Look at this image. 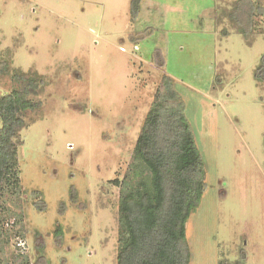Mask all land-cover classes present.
I'll list each match as a JSON object with an SVG mask.
<instances>
[{
	"label": "rangeland",
	"instance_id": "rangeland-1",
	"mask_svg": "<svg viewBox=\"0 0 264 264\" xmlns=\"http://www.w3.org/2000/svg\"><path fill=\"white\" fill-rule=\"evenodd\" d=\"M131 1L0 0V58L10 64L0 95L17 86L15 73L42 82L41 107L18 137L25 238L4 245L0 264H14L13 254L118 264L115 180L134 179L133 150L164 73L206 169L186 225L191 264L243 252L246 264H264V80L255 75L264 0H252L260 14L248 30L238 0H143L136 19Z\"/></svg>",
	"mask_w": 264,
	"mask_h": 264
},
{
	"label": "trees",
	"instance_id": "trees-1",
	"mask_svg": "<svg viewBox=\"0 0 264 264\" xmlns=\"http://www.w3.org/2000/svg\"><path fill=\"white\" fill-rule=\"evenodd\" d=\"M142 1H131L134 19ZM243 1L235 2L237 8L240 6L236 14L248 30L253 28L257 11L252 0L245 7ZM9 72V62L0 58V75ZM255 75L264 80V57ZM12 78L17 86L0 95V253L13 236L25 238L21 231L24 208L19 194L22 190L19 149L23 141L18 137L27 126L26 114L42 104L34 98L42 85L39 79L23 73H15ZM131 166L133 180H115L117 185H123L118 203V264H191L186 225L201 203L206 169L186 116L185 102L167 73L161 77L140 129ZM12 218L10 227L7 219ZM13 262L33 264L27 254H13ZM219 264H246L245 253L239 260L231 262L224 258Z\"/></svg>",
	"mask_w": 264,
	"mask_h": 264
},
{
	"label": "built area",
	"instance_id": "built-area-1",
	"mask_svg": "<svg viewBox=\"0 0 264 264\" xmlns=\"http://www.w3.org/2000/svg\"><path fill=\"white\" fill-rule=\"evenodd\" d=\"M24 240L20 239V241L18 242V246H20L21 248H25V244H24Z\"/></svg>",
	"mask_w": 264,
	"mask_h": 264
}]
</instances>
